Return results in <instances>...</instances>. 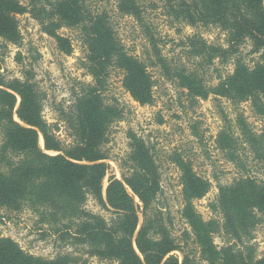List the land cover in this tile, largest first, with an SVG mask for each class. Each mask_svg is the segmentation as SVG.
<instances>
[{
  "label": "trees",
  "instance_id": "16d2710c",
  "mask_svg": "<svg viewBox=\"0 0 264 264\" xmlns=\"http://www.w3.org/2000/svg\"><path fill=\"white\" fill-rule=\"evenodd\" d=\"M26 1L27 8L18 0H0V38L14 43L20 39L14 17L24 12L48 33L62 24L78 29L86 51L82 64L93 82L71 107L68 120L76 143L65 147L42 119L40 100L29 71L28 78L12 81L3 80L0 73V209L20 212L27 207L43 219L44 205L57 203L60 211L72 213V231L68 224L59 225L64 230L58 225L53 230L61 241L81 244L90 257L111 264H264V257H257L252 243L256 228L264 224V179L248 174L246 162L238 153L241 144L234 138L232 128L238 130L241 143L248 146L254 160L261 164H264V131L253 132L240 116L237 125H229L228 132L221 131L216 137L218 149L242 170L231 185L219 188L211 205L219 215L218 220L205 222L195 210L193 201L205 197L209 185L193 172L190 163L180 162L184 164L180 214L189 231H183L180 241L176 240L170 231L169 214L158 208L161 191L153 156L133 133H129L128 155L133 172L122 174V180L111 179L105 194L102 191L109 169L102 146L110 124L119 115L116 108L102 99L105 81L112 69H118L122 73V86L132 99L142 105L150 104L154 85L147 65L125 50L108 14L93 11L87 0ZM155 1L166 8L171 22L175 19L192 27L212 25L225 32V46L209 44L198 34L185 38L181 43L183 50L197 67H211L214 61L226 63L234 58L231 73L219 77L216 85L206 86L197 73L184 69L173 74L180 86L193 98L214 94L249 102L254 114L264 122V62L248 67L236 57L239 47L247 42L264 60V0ZM151 6L158 5L153 0ZM116 8L121 16L131 17L142 29H148L142 0H117ZM149 41L158 63L167 69L152 34ZM17 97L20 104L14 112ZM14 114L22 125L14 120ZM39 134L46 152L60 154H46L39 147ZM88 197L109 211L111 219L86 212L83 206ZM134 197L141 204L140 211ZM138 213L142 216L141 224ZM52 218L57 224L58 219ZM215 235L225 237L223 247L214 245ZM189 243L193 245L191 250ZM0 264L87 262L73 255L35 257L11 238L0 237Z\"/></svg>",
  "mask_w": 264,
  "mask_h": 264
},
{
  "label": "rangeland",
  "instance_id": "374dc122",
  "mask_svg": "<svg viewBox=\"0 0 264 264\" xmlns=\"http://www.w3.org/2000/svg\"><path fill=\"white\" fill-rule=\"evenodd\" d=\"M18 1L22 7L27 8L26 0ZM87 1L93 11L98 13L104 11L108 14L125 50L147 65L154 85L152 102L142 105L134 101L123 88L122 73L118 69H112L105 81L102 99L106 105L116 108L119 115L110 124L106 141L102 146V151L108 157L105 163L109 165L102 182L103 194L111 179L122 180V174L129 175L134 170L128 160L129 133H133L149 148L153 156L161 191L158 208L169 214L171 234L180 241L183 231H189L180 214L183 207L181 176L184 166L180 162L190 163L193 172L209 185L207 195L193 201L195 210L205 222L218 220L219 215L214 212L211 205L219 188L231 185L240 177L242 170L228 160L225 152L218 149L216 137L221 131L228 132L229 125L232 127L237 125L240 116L257 134L264 131V122L254 114L249 102L214 94L207 98L197 96L193 98L173 76L175 72L186 70L197 73L202 83L212 86L219 82V77L231 73L234 58L226 63L214 61L211 67H197L196 62L185 53L181 44L187 36L198 34L209 44L225 46L226 34L221 29L201 24L192 27L175 19L171 22L162 3L154 0L158 5L154 7L151 6L153 0H142L145 9L144 23L146 27L148 26V29L144 30L131 17L118 13L117 0ZM14 18L20 39L14 43L0 38V73L3 80H24L29 77L27 75L29 71L32 75L29 79L40 100L42 119L65 147L72 146L76 143V138L68 116L76 97L81 96L86 86L92 85L93 82L82 64L86 51L78 29L62 24L48 33L28 13L16 14ZM53 32L54 36L51 35ZM151 34L156 49L168 66L167 69L161 65L162 63H158L156 51L149 41ZM58 38L63 39L65 43H61ZM236 57L248 67L264 62L261 53L254 52L247 42L239 47ZM19 104L20 98L17 97L14 112L17 111ZM13 118L21 124L15 114ZM232 130L234 138H238L241 144L238 145V153L246 162L248 174L257 179H264V164L254 160V153L246 144L241 143L238 130L235 128ZM38 144L45 151L41 134ZM45 153L50 156L60 154L46 151ZM130 194L132 195L131 192ZM134 201L140 211L141 204L136 197ZM43 209V219L27 207L20 212L0 209V237L11 238L23 251L35 257L53 259L57 256L73 255L86 260L87 264H111L90 257L87 248L81 244L72 245L71 240L67 242L68 244L64 243L53 231L57 225L63 224H68L72 231L71 211H60V205L57 203L45 204ZM83 209L106 220L113 216L97 205L91 197L87 198ZM138 216L141 224L142 216L140 213ZM52 217L58 219L57 224ZM59 227L64 230L62 226ZM213 243L221 248L225 245V237L215 235ZM252 243L256 246L257 257H264V224L256 228ZM188 245V249H193V245L190 243Z\"/></svg>",
  "mask_w": 264,
  "mask_h": 264
}]
</instances>
